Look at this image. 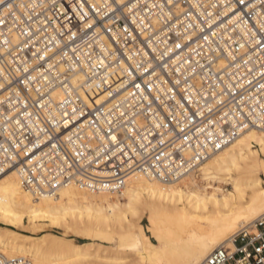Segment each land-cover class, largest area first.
<instances>
[{
	"label": "built area",
	"instance_id": "obj_1",
	"mask_svg": "<svg viewBox=\"0 0 264 264\" xmlns=\"http://www.w3.org/2000/svg\"><path fill=\"white\" fill-rule=\"evenodd\" d=\"M250 130L264 0H0V176L29 193L176 184ZM201 264H264V216Z\"/></svg>",
	"mask_w": 264,
	"mask_h": 264
},
{
	"label": "bare ground",
	"instance_id": "obj_2",
	"mask_svg": "<svg viewBox=\"0 0 264 264\" xmlns=\"http://www.w3.org/2000/svg\"><path fill=\"white\" fill-rule=\"evenodd\" d=\"M253 142L261 146L260 153L252 150ZM262 157L264 131H247L207 161L200 172L205 182L232 186L233 191L214 187V191L208 193L198 185L180 187L179 183L186 179L164 185L134 175L128 178L123 192H119L126 204L111 197L117 193H94L74 185L34 195L22 187L18 172L11 169L0 176V223L22 228L24 219L33 223L63 218L65 227L93 240L97 234L93 239L91 234L97 233L104 224L109 228L107 222L112 221V225L120 223L127 230V235L119 238V244L137 249L140 264H201L214 248L228 244L232 235L264 216ZM139 212L148 217L146 230L161 246H156L142 229L134 232L133 220L127 214ZM166 221L174 222L176 228L165 226ZM84 249L56 236L23 237L13 229L0 227V250L10 259L15 255H21L20 258L30 255L33 264H47Z\"/></svg>",
	"mask_w": 264,
	"mask_h": 264
},
{
	"label": "rangeland",
	"instance_id": "obj_3",
	"mask_svg": "<svg viewBox=\"0 0 264 264\" xmlns=\"http://www.w3.org/2000/svg\"><path fill=\"white\" fill-rule=\"evenodd\" d=\"M252 150L260 153L261 146L258 143L256 144V142H253ZM262 159L264 158L262 157ZM260 176L261 178L264 179V174L262 173V171H260ZM179 184L180 187H184V188H192L195 187V185H198L201 190L206 189V192L208 193H212L214 191V187H219V188L221 187V189L225 191H233L232 186H224L219 183L209 184V182L204 181V178L201 175H199L198 177H190ZM111 197H113L114 199L118 198L120 199V202L122 204H126V200L123 198L122 193L111 194ZM128 214L127 217L133 220V224L135 226L134 228L135 233H139V231L142 229L145 232V235L150 237L151 241L156 246H161V244H159V242L155 239L156 237H152L151 233L147 232L146 228L148 227L149 222H148V217L144 212H139L136 215H132L131 213L129 215ZM107 223H109V228L108 226L105 227L104 224L101 226V228L100 227L98 228L97 233L95 231V234L93 232L94 235L91 234L92 239L95 238V235L97 234V237L93 240L88 239V237L86 236L76 234L75 232H73V229H71V227L69 226L65 227L63 218L56 219L54 222L47 220L44 221L37 220L34 221L33 223L32 221L29 222L28 219H24L22 228H15L9 225H5L3 223L2 224L0 223V227L13 229L23 237L30 236L32 238H41L45 236L47 238H51L53 236H56L57 238H59L60 240L66 243H72L79 246L81 245L85 249L88 247L86 251H84L85 250L84 249L83 252L71 254L70 256L63 258L62 260L52 259L49 262H47V264H140V261L138 262L139 253L137 249L128 246H120L119 244V238L121 236H126L127 230L124 229L122 224L120 225V223L119 224L116 223V225L115 222L114 225H112L113 223L112 221H109ZM165 226L167 227L169 226V228H173V229L176 228L174 222H170V221H166ZM0 253L3 254L1 250ZM20 257L22 256L15 255L12 256L11 258H20ZM25 258H28L30 261H32L33 264L34 262L33 257H31L30 255H26ZM153 264H162V263H153Z\"/></svg>",
	"mask_w": 264,
	"mask_h": 264
}]
</instances>
